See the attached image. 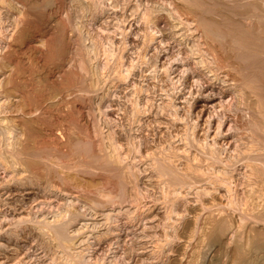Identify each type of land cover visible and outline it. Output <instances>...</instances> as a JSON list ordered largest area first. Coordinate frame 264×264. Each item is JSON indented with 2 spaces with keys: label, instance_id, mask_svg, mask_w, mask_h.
Returning a JSON list of instances; mask_svg holds the SVG:
<instances>
[{
  "label": "rangeland",
  "instance_id": "rangeland-1",
  "mask_svg": "<svg viewBox=\"0 0 264 264\" xmlns=\"http://www.w3.org/2000/svg\"><path fill=\"white\" fill-rule=\"evenodd\" d=\"M48 1L0 0V264H264V0Z\"/></svg>",
  "mask_w": 264,
  "mask_h": 264
},
{
  "label": "bare ground",
  "instance_id": "bare-ground-1",
  "mask_svg": "<svg viewBox=\"0 0 264 264\" xmlns=\"http://www.w3.org/2000/svg\"><path fill=\"white\" fill-rule=\"evenodd\" d=\"M51 2V1H50ZM252 2V1H251ZM49 3V1L48 0H43V2H42V5H41V10H39L40 12H37L38 10H36V12L41 16V19H39L41 22L44 20V13H43V8H45L46 6H47V4ZM246 4H247V2H246ZM256 4V3H255ZM212 5V4H211ZM219 5V4H218ZM36 6V5H35ZM215 6V5H214ZM243 6V5H242ZM241 6V7H242ZM250 6L252 7V5L250 4ZM256 6V5H255ZM239 7V6H238ZM250 7V8H251ZM254 7V6H253ZM36 8V7H35ZM39 8V7H38ZM77 8V7H76ZM225 8V7H224ZM250 8L249 7H246V6H244L243 8H231V9H229V12L234 16H248L250 13H252L251 12V10H250ZM257 8V7H256ZM10 9V8H9ZM255 9V8H254ZM252 10H253V8H252ZM207 11V10H206ZM205 12V11H204ZM211 12V11H210ZM228 12V11H227ZM228 12V13H229ZM34 14H36V13H34ZM254 14V13H253ZM37 15V14H36ZM36 15H35V17H36ZM148 15V14H147ZM250 16H252V14H250L249 15V17ZM38 17V16H37ZM145 18V17H144ZM231 18V17H230ZM205 20L204 21H202L203 23H202V25H201V23H199L200 24V26H202L203 28H204V30H205V35H208V36H212V38H213V36H214V38L215 37H217V39H220V41L221 40H223L225 37L226 38H228V37H230L231 38V40H232V38H234L235 40H239V41H241L242 43H244V44H241L239 41V45L238 44H235V42L234 41H232V42H234V44L233 45H231V47L230 48H234L235 49V55L238 57H240V56H242V58H243V55L244 56H246V55H251V54H253V52H251L252 50H251V48L248 46V43L249 42H246L245 40L246 39H248L249 40V38L250 37H252V36H255V34L254 35H252V36H250V34H253V29H255V27H256V25H254V23H253V21H252V19H251V21H250V25L248 26V28H245L243 25H241V22L239 23L237 20H235V19H233V20H230L229 19V17H227V18H225V19H223L219 24H221V25H219L218 24V22H216V21H214V20H212L210 17L209 18H207V17H205L204 18ZM37 20V19H36ZM145 20V19H144ZM15 22V21H14ZM44 22V21H43ZM251 22H252V24H251ZM16 23V22H15ZM40 25V24H39ZM41 25H43V24H41ZM259 25V24H258ZM59 26V25H58ZM262 26H264V25H262ZM33 27V26H32ZM60 27V26H59ZM59 27H57V28H59ZM243 27L245 28V29H247V30H245V29H243ZM43 28V27H42ZM263 28V27H262ZM58 30V29H57ZM256 30V29H255ZM255 30H254V32H255ZM26 31V30H25ZM59 31V33H60V35H64V27H60V29L58 30ZM24 32V31H23ZM57 32V31H56ZM257 34H259V33H257ZM57 35V34H56ZM56 35H55V37H56ZM59 35V34H58ZM257 36V35H256ZM259 36V35H258ZM21 37V36H20ZM54 37V39L53 40H51V41H49L48 42V44H45L46 46L45 47H47V48H45L44 50H41V58H43V59H63L65 56H66V54H67V49H68V42L66 43L65 41H64V36H63V38H62V36H61V38H60V36H58L57 38H55ZM260 37V36H259ZM259 37H257V38H259ZM225 38V39H226ZM230 38H228L227 40L228 41H230ZM52 39V38H51ZM63 39V40H62ZM224 39V40H225ZM251 39V38H250ZM223 40V41H224ZM227 40H225L224 42H226ZM257 40V39H256ZM261 40V39H260ZM253 41V40H252ZM252 41H250V42H252ZM257 42V41H256ZM222 43V42H221ZM231 43V42H230ZM246 43V44H245ZM254 43H255V41H254ZM260 42H258V44H259ZM229 44V43H228ZM252 44V46H253V43H251ZM236 45H238V46H236ZM255 46H256V44H255ZM255 46L253 47V50H255V49H258V46H256L257 48H255ZM261 46V45H260ZM255 48V49H254ZM260 48H262V47H260ZM88 49V48H87ZM230 50H232V49H230ZM263 50V49H262ZM256 51V50H255ZM257 52V51H256ZM259 52H261V50L259 49ZM192 53V52H191ZM86 54H88V53H86ZM258 54V53H257ZM253 56H254V54H253ZM251 58V57H250ZM260 59V58H259ZM259 59L258 60H255V61H259ZM56 61V60H55ZM63 61V60H62ZM47 62V61H46ZM51 62V61H50ZM53 62V61H52ZM60 62V61H59ZM250 63H251V61H250ZM54 64V63H53ZM247 64V63H246ZM261 64V63H260ZM259 64V65H260ZM55 65H56V62H55ZM243 65V64H242ZM262 65V64H261ZM264 65V64H263ZM244 66V65H243ZM249 66V65H248ZM252 66H253V64H252ZM256 66H257V64H256ZM251 67V66H250ZM258 67V66H257ZM243 67H241V69H242ZM252 68V67H251ZM262 68V67H261ZM246 69V68H245ZM247 69H249V68H247ZM254 69V68H253ZM258 69V68H257ZM261 70V69H260ZM63 71V70H62ZM67 71V70H66ZM244 71V70H243ZM245 71H247V70H245ZM256 71V70H255ZM79 72V71H78ZM256 72H258V71H256ZM81 73V72H80ZM248 73V72H247ZM85 74V73H84ZM250 74V73H249ZM68 75V76H67ZM74 75V76H73ZM251 76H253V75H251ZM42 77V76H41ZM249 77V76H248ZM258 77V76H257ZM260 77V76H259ZM78 78V77H77ZM77 78H75V74L72 72H69L68 74L66 73V77H65V80H64V82L62 81V83H64L65 85L66 84H68L69 83V85L71 86V85H77V83L78 84H80V82L79 81H77L76 79ZM85 78V77H84ZM256 78V77H255ZM253 79V78H252ZM45 80V79H44ZM47 80V79H46ZM66 80L68 81V83L66 82ZM80 80V79H79ZM98 81V80H97ZM96 81V82H97ZM62 85V84H61ZM68 85V86H69ZM91 85V84H90ZM47 86V85H46ZM50 86V85H49ZM63 87V86H62ZM61 88V87H60ZM64 88V87H63ZM67 88V87H66ZM69 88V87H68ZM41 89H43L42 88V86H41ZM65 89V88H64ZM79 89V88H78ZM81 89V88H80ZM53 90V89H52ZM46 92V91H45ZM64 92V91H63ZM47 94H48V92H47ZM41 96H43V93H41ZM48 96V95H47ZM42 98V97H41ZM43 99V98H42ZM41 99V100H42ZM64 102V101H63ZM43 103V102H42ZM49 106H50V104H49ZM51 107V106H50ZM59 108V107H58ZM54 109V108H53ZM58 111V110H57ZM137 111V110H136ZM48 113V112H47ZM46 114V113H45ZM66 117V116H65ZM46 120V119H45ZM43 126H45V123H44V121H43V119L41 120V128H44ZM41 139H43V138H41ZM44 139H45V137H44ZM41 140V158L43 157V158H46L47 159V154H48V148H47V140ZM111 140V139H110ZM109 141V140H108ZM79 142V141H78ZM110 142V141H109ZM113 142V141H112ZM117 142V141H116ZM77 143V142H76ZM71 144V143H70ZM113 144V143H112ZM76 145V144H75ZM115 145V144H114ZM110 146H112L111 144H110ZM78 147V145L76 146V148ZM79 147H80V145H79ZM116 147V146H115ZM119 147V146H118ZM49 148H50V145H49ZM72 147H70V149H71ZM75 148V149H76ZM81 149L83 148V150H85L86 149V151L84 152L85 154H88L89 153V151L88 150H90L91 148L89 147V146H87L86 148H84V147H80ZM88 148H90V149H88ZM121 148V147H120ZM119 148V149H120ZM69 149V148H68ZM78 149V148H77ZM77 149H76V151L75 152H77ZM81 149H78V150H81ZM114 150V148H113V146L111 147V149L110 150ZM118 152H119V150H118V148L116 147L115 148ZM53 150H54V152H51L50 154H55L56 153V151H58L56 148H53ZM52 150V151H53ZM73 148H72V151H70V150H68V152L70 151L71 153L73 152ZM112 150V151H113ZM116 150H114V151H116ZM121 150V149H120ZM111 151V152H112ZM59 152V151H58ZM65 152V151H64ZM70 152L68 153V154H70ZM79 152V151H78ZM60 153H62V152H60ZM60 153H58V154H56V155H59ZM110 153V152H109ZM50 154H48V155H50ZM52 154V155H53ZM68 154H65V155H68ZM74 155H75V153H73ZM77 154V153H76ZM103 154V153H102ZM111 154V153H110ZM21 155V154H20ZM62 156H63V158L65 157L66 158V156H64V153L63 154H61ZM84 155V154H83ZM94 155V154H93ZM92 154H91V156H93ZM145 155V154H144ZM89 157H90V154L88 155ZM88 156H86L85 158H87ZM99 156V155H98ZM98 156H97V158H98ZM113 156V155H112ZM111 156V157H112ZM119 156H121V155H119L118 153L117 154H115L114 155V157H115V159L117 158H119ZM165 156V155H164ZM58 157H60V155L58 156ZM57 157V158H58ZM88 157V159L89 160H92V158L90 159ZM95 158H96V156H94ZM103 157V156H102ZM109 157H110V155H109ZM114 157H112L113 159H114ZM42 158V159H43ZM48 158H49V156H48ZM41 159V160H42ZM115 159H114V162H116L115 161ZM88 160V161H89ZM98 160H100V158L98 159ZM105 160V159H104ZM108 160H109V158H108ZM118 160H120V159H118ZM172 160V159H171ZM61 161V160H60ZM68 161V160H67ZM84 161H87V160H84ZM121 161V160H120ZM59 162V161H58ZM91 162V161H90ZM89 162V163H90ZM94 162V161H93ZM96 162V161H95ZM41 163H43V162H41ZM108 163V161L106 160V164ZM112 164V163H111ZM147 164V163H146ZM189 164V163H188ZM87 165H88V162H87ZM108 166H110L109 165V163L107 164ZM106 165V166H107ZM61 166V165H60ZM65 166V165H64ZM99 166V165H98ZM100 166H102V165H100ZM107 166V167H108ZM42 167V166H41ZM62 167V166H61ZM66 167V166H65ZM68 167V166H67ZM95 167H97V166H95ZM49 168V167H48ZM64 168V167H63ZM101 168H104V167H101ZM188 168H189V166H188ZM62 169V168H61ZM65 169V168H64ZM109 169V168H108ZM53 170V169H52ZM187 170V169H186ZM111 171V170H110ZM185 171V170H184ZM70 172V171H69ZM159 172H161V171H159ZM163 173V172H162ZM61 174V173H60ZM188 174V173H187ZM59 175V174H58ZM70 175V174H69ZM44 177V176H43ZM57 177V176H56ZM60 177V176H59ZM67 177H69V176H67ZM66 176L64 177V179L66 178V179H68ZM61 178V177H60ZM60 178H59V180H60ZM51 181V180H50ZM58 181V180H57ZM49 182V181H48ZM171 182V181H170ZM50 183V182H49ZM48 183V184H49ZM63 183V182H62ZM68 183V182H67ZM169 183V182H168ZM50 185V184H49ZM52 185H53V183H52ZM120 185V184H119ZM256 185V184H255ZM51 186V185H50ZM121 186V185H120ZM53 187V186H52ZM121 191V190H120ZM116 195V194H115ZM121 195V194H120ZM122 196V195H121ZM113 198V197H112ZM120 198V197H119ZM106 200V199H105ZM57 235H59L60 236V234H57ZM56 235V236H57ZM58 236V237H59ZM59 245V244H58Z\"/></svg>",
  "mask_w": 264,
  "mask_h": 264
}]
</instances>
